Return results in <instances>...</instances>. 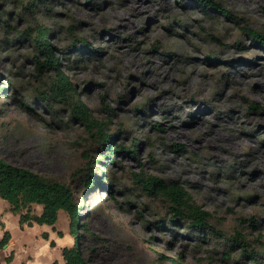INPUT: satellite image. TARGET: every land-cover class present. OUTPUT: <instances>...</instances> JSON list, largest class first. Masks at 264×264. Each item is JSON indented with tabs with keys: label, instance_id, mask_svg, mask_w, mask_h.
Instances as JSON below:
<instances>
[{
	"label": "rangeland",
	"instance_id": "rangeland-1",
	"mask_svg": "<svg viewBox=\"0 0 264 264\" xmlns=\"http://www.w3.org/2000/svg\"><path fill=\"white\" fill-rule=\"evenodd\" d=\"M31 1L0 0V157L75 189L89 228L80 247H95L92 264H254L245 243L264 264V48L235 21L264 34V0H218L233 19L193 0H47L35 15L25 8ZM37 24L51 30L78 91L73 100L88 106L116 145L137 136V159L98 154L97 129L69 103L41 107L54 73L38 68L44 55L22 34ZM82 39L90 45L74 50ZM250 101L262 109H250ZM92 158L111 177L108 195L85 193L78 183ZM140 171L184 185L211 214L212 229L171 223L168 201L135 181ZM60 213L58 227L76 244L80 223L73 231Z\"/></svg>",
	"mask_w": 264,
	"mask_h": 264
},
{
	"label": "trees",
	"instance_id": "trees-1",
	"mask_svg": "<svg viewBox=\"0 0 264 264\" xmlns=\"http://www.w3.org/2000/svg\"><path fill=\"white\" fill-rule=\"evenodd\" d=\"M193 2L197 3L206 12H215L226 18H234L231 10L224 7L218 0H193ZM47 4V0H34L28 3L25 8L29 9V12L33 15L41 14ZM35 21L37 22V20ZM235 21L247 33L251 42L264 48L263 33L243 24V18H236ZM50 31V29L37 24L36 30L27 28L22 32L25 36L24 38H28L36 49L44 55L43 60L37 59L38 68H45L54 73V77L48 83L47 91L41 96V107L52 110L56 102L65 101L69 103L72 112L86 126L91 128V130L93 128L97 129L96 140L101 145L98 154L111 160H115L116 153L128 154L137 159L140 151V148H138L140 139L137 136H133L129 146L116 145V136L105 131V124L96 121L92 117L88 106L79 98L75 101L73 100L78 91L65 73L66 66H61L60 59L56 56L53 45L50 42ZM212 37L218 39L215 36ZM88 45L90 43L82 39L81 44H74L73 48L76 51H82ZM99 52L100 49H96L92 51V54H98ZM63 54H66V52H63ZM4 90V87L0 88V93ZM22 101L25 108L31 109L30 104L32 101L30 99H23ZM249 108L259 110L262 109V106L258 101H250ZM134 110L139 111L140 109L136 106ZM92 135H94V131H92ZM99 162L100 159L92 158L87 163L84 171H81L78 183L84 186L85 193L93 188L97 190L103 188L105 194L108 195V193L112 192L111 177L105 171H97L96 164ZM134 178L148 196L163 198L168 201L173 217L177 219H172L171 223L175 221L178 223L179 220H182L188 223L189 227L192 228L191 230L195 233H204L212 229V225L209 223L211 214L197 204L184 185L176 181H167L154 174L146 175L142 171L136 173ZM76 194L75 189L70 184L43 176L29 168L14 165L0 157V196L9 202L10 210L19 215L22 227L24 224L33 225L34 223L53 226L58 222L59 212L64 210L71 219L73 231L77 223H80L78 242L73 247H64L62 249L65 264H92L95 247L89 245L80 247V238L85 237V233L89 232V228L86 221L82 222L81 211L84 204L83 201L81 204L78 202ZM33 204L43 205V211L40 215L33 213ZM171 223L170 221L167 223L160 221L158 226H167ZM81 229L83 233H81ZM59 234L62 235L61 232ZM43 236L48 238L46 234ZM10 237V233L5 232L0 240V249L9 242ZM51 245L54 246L55 242L52 241ZM247 246V243L243 244L245 255L250 257L254 264H262L260 262L262 252L256 250L247 252ZM10 260L11 257L8 258V261ZM172 262L179 264L176 259H172Z\"/></svg>",
	"mask_w": 264,
	"mask_h": 264
},
{
	"label": "crops",
	"instance_id": "crops-1",
	"mask_svg": "<svg viewBox=\"0 0 264 264\" xmlns=\"http://www.w3.org/2000/svg\"><path fill=\"white\" fill-rule=\"evenodd\" d=\"M33 209H39L33 213L40 215L43 205L33 204ZM60 214L59 212V219ZM58 222L53 226L34 223L24 224L22 227L19 215L13 213L9 202L0 196V240L5 232L11 235L9 242L0 249V264H16L21 254L23 258L18 261L19 264H65L62 249L73 247L75 243L65 229L58 227ZM44 234L48 235V238H45ZM52 241L55 242L54 246L51 245Z\"/></svg>",
	"mask_w": 264,
	"mask_h": 264
}]
</instances>
